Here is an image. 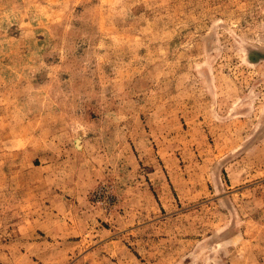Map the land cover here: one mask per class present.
I'll return each instance as SVG.
<instances>
[{
	"label": "rangeland",
	"instance_id": "obj_1",
	"mask_svg": "<svg viewBox=\"0 0 264 264\" xmlns=\"http://www.w3.org/2000/svg\"><path fill=\"white\" fill-rule=\"evenodd\" d=\"M0 264H264V0H0Z\"/></svg>",
	"mask_w": 264,
	"mask_h": 264
}]
</instances>
